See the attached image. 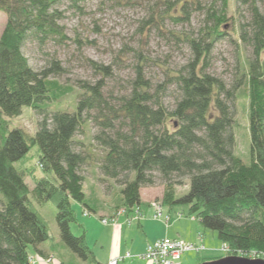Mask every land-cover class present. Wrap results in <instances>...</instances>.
Listing matches in <instances>:
<instances>
[{"label": "trees", "instance_id": "1", "mask_svg": "<svg viewBox=\"0 0 264 264\" xmlns=\"http://www.w3.org/2000/svg\"><path fill=\"white\" fill-rule=\"evenodd\" d=\"M66 1L80 8L85 0H0V11L8 17L0 37V264H31V246L45 255L41 245L51 237L35 203L50 202L56 206L65 245L81 261L100 264L86 231L75 236L71 229L77 222L74 204L89 207L84 172L93 163L106 179L123 187L120 206L128 215L141 209V189L155 186L159 174L165 181V208L185 207L188 217L217 232L229 256L264 254V13L256 0L249 8L250 20L239 27L245 70L233 87L209 69L215 45L226 35L228 10L241 0H219L221 8H210L205 26L195 36L173 33L186 43L191 58L178 71L166 69V81L155 88L145 78L144 58L131 91L109 98L104 90L112 68L88 60L103 77L94 84H79L82 93L74 113L47 110L49 103L63 97L58 81L50 79L64 73L62 66L54 61L50 68L36 71L23 52L30 40L45 44L69 39L61 23V5ZM202 7L198 0H181L168 6V17L176 23L188 22L191 11ZM246 47L250 57H245ZM170 88L179 94L173 110L162 101V93ZM244 92L249 101L248 164L234 153L235 106ZM24 107L42 117L35 135L10 129L9 119L20 116ZM86 122L98 129L93 141L103 151L100 159L79 148L76 137ZM36 145L45 174L41 177L34 169L16 166ZM173 176L188 178L189 189L183 195H177ZM26 177L33 181V190ZM225 256L200 259L199 264Z\"/></svg>", "mask_w": 264, "mask_h": 264}, {"label": "rangeland", "instance_id": "2", "mask_svg": "<svg viewBox=\"0 0 264 264\" xmlns=\"http://www.w3.org/2000/svg\"><path fill=\"white\" fill-rule=\"evenodd\" d=\"M198 1L203 6L202 10L191 11L189 21L180 23H176L168 17L170 12L168 11V6L179 4L181 0H85L80 3V8L75 7L71 2H64L61 5V9L64 12V19L61 23L65 26L69 39L63 43L50 40L45 44L30 40L23 49L30 66L36 71L41 72L50 68L54 61H57L65 70L60 76L50 77V79L58 81L63 91V97L60 100L49 103L47 110L69 113H74L77 110L78 96L82 93L79 84L83 82L94 84L103 77L91 68L88 60L112 68L113 74L111 77L106 78V88L104 90L105 95L110 96L109 98L111 96L117 98L131 91V82L137 76L136 68L141 63V59L144 58L147 60L144 65L145 78L150 81L154 88L163 84L166 81V69L178 71L191 58V52L186 43L180 41L173 33L182 37L184 35L195 36L199 29L205 26L207 12L210 8L214 6L218 11L221 8L219 0ZM252 1L241 0L237 4L232 3V7L227 13L229 20L223 29L226 35L216 43L214 48L209 73L222 79L230 88L237 84L245 70L242 64L244 57L241 55L242 43L238 38V31L241 23L250 20L249 8ZM256 5L264 13V0H256ZM159 13L164 19L159 18ZM7 21V15L0 11V37L6 28ZM155 22H159L158 25H154ZM209 25H212V23L210 22ZM244 53L245 57L251 56V50L247 47L246 49L244 48ZM178 98L179 94L174 88L162 93V101L169 110L174 109ZM248 107L247 94L245 92L241 93L235 106L234 153L245 164L250 163L251 141ZM41 119L42 117L34 110L24 107L20 116L9 119L10 129L21 128L29 134L35 135L38 129V122ZM97 131L98 129L93 123L86 122L77 135L76 140L81 142L79 148H82L83 152H91L94 157L100 159L103 151L93 141ZM39 158L40 149L36 145L31 149L28 156L18 162L16 166L19 169L21 167L34 169L38 177L44 176V171L39 164ZM85 169L86 183L84 191L87 202L89 205H94L97 212L84 210L82 213V205L75 203L77 222L72 224L71 229L75 236L83 235V229L86 231L87 243L96 256L97 261L102 263L109 256L110 248L108 244L110 235L108 231L110 230V225L113 223L114 218L119 217V212L123 209L121 206L117 207V214L110 219L108 209L104 210L103 208L113 200H116V202L120 201L123 196V187L110 179L112 189L107 188L104 185L105 183L101 182L103 189L100 192L96 166H88ZM25 179L30 189L33 190L34 183L31 178L26 177ZM50 179H53V176H50ZM172 181L178 196L188 191V178L173 176ZM151 188L155 195L161 192L164 195L165 181L159 174H156V185ZM163 195L153 198L149 206L152 208V203H157L165 211H168V208H165L162 203ZM30 198L34 203L36 202L32 193H30ZM2 200L0 195V206L3 204ZM35 208L45 218L51 238L41 245V248L46 251L44 256L32 246L30 247L31 263L60 264L63 261L88 264L81 261L62 241L56 223L57 209L55 204L52 202L44 205L35 203ZM152 209L154 210L152 212L153 216L150 218L154 219L155 209ZM176 209L183 213L178 215L179 224L173 226L172 222L168 224V222L163 223L161 221L163 228L160 229L161 226L158 225L157 231L161 230V232H164L168 224L169 230L172 228L171 233L176 232L177 229L183 231L182 236L179 237L181 240L199 244L205 248L201 253L196 251L185 253L178 264H198L199 259H208L213 256L217 258L230 253L229 249L219 240L217 232L206 229L196 218L188 217L185 207ZM102 211H104L105 217H101ZM149 211L150 209L145 208L142 213L140 209L143 219L146 218V214ZM83 214L87 217H84ZM163 215V221H166L165 213ZM103 220L107 221L106 225ZM198 229L201 230L204 236L200 234L198 239L195 240ZM216 249H221V251H216ZM128 251L131 252L130 250ZM128 251L123 250L121 254L118 253L117 259H121L119 264H155L152 261L140 259L133 252V257L132 255L127 257ZM122 255H126V258L122 259ZM117 256L115 254V257ZM244 257L264 259V254L252 253Z\"/></svg>", "mask_w": 264, "mask_h": 264}, {"label": "crops", "instance_id": "3", "mask_svg": "<svg viewBox=\"0 0 264 264\" xmlns=\"http://www.w3.org/2000/svg\"><path fill=\"white\" fill-rule=\"evenodd\" d=\"M89 154H91L93 158H96L93 156V154L91 152H89ZM90 166L91 167L96 166V168H97L96 170L98 173L97 179H98V183H99V191L102 192V189H103L101 182L105 183L104 185H106L107 188L112 189V186L110 184V180L106 179L102 175L101 170L99 168V165H97V163L96 164L93 163ZM85 183H86V181H85ZM163 192H164V190H163ZM144 193H145V195H144ZM162 195H163L162 192L158 195H155L151 187L142 188L141 189V198L143 201V205L141 207L142 213H143V210L145 208H147L148 210L150 209L148 214H146V218L135 219L131 224L128 223L127 216H125L123 214L119 215V217L114 218L115 222H113L110 225V230L108 231V234L110 235V241L108 244V246L110 248L109 254H108L109 256L107 259L102 261V263H100V264H109L111 261L116 260L118 258V256H117L118 253L121 254V252H123V250H127V251L130 250L131 252L128 251L127 254H131L133 257V254H132V252H133L135 254V256L139 257L140 255L145 253L146 248L149 244L154 243L157 240H160V239L166 238V237L172 238V239H180L179 237L182 236V232H183L181 229L180 230L177 229L176 232L171 233L172 228H170V230L168 228V224H170L171 222H172L173 226L179 224L178 223L179 222V216L178 215H181L183 213H181L180 211H177L176 208L172 209V210L168 209V211H165V209H164V213H165L166 217H169V222H168L167 228H166V230H164V232H161V230L157 231V228H158V225H160L161 226L160 229H162L163 228L162 222L165 223L166 221L158 220L155 218L154 219L150 218L151 216H153L152 212L154 211L149 206L150 201L153 200V198L160 197ZM121 203H122V198L120 199V201H117V202H116V200H113L112 202L106 204V206L103 208L104 210L108 209L107 211L109 213L108 216L110 219H111V217H114L117 214V212H118L117 207H119L121 205ZM82 207H83L82 213L84 212V210H90L91 212H97L94 205L93 206L89 205V207H85L82 205ZM102 212L103 213L101 214V217H105L106 215L104 214V211H102ZM84 217H87V216L84 215ZM191 218H194V217H191ZM87 228H89V227H87ZM200 234L203 235L201 230L198 229L197 235H196L197 238L195 237V240L198 239V236ZM41 249L44 250L43 248H41ZM218 250L221 251V249H216V251H218ZM115 254L117 257H115ZM126 255L125 256L122 255L123 257H121V258L122 259L126 258ZM212 258H215V256L208 258V259H212ZM198 261L200 262V259Z\"/></svg>", "mask_w": 264, "mask_h": 264}, {"label": "built area", "instance_id": "4", "mask_svg": "<svg viewBox=\"0 0 264 264\" xmlns=\"http://www.w3.org/2000/svg\"><path fill=\"white\" fill-rule=\"evenodd\" d=\"M152 208L155 209L154 218L158 220H164L163 207L157 203H152ZM122 214L127 216L129 224H131L135 219H140L143 216L140 214L139 208L135 209L130 215L126 213L125 209H122V211L119 212V215ZM112 222L115 221L113 220ZM166 222H169V217H166ZM103 223L106 225L107 221L103 220ZM204 250V246H200L199 244L166 237L149 244L145 253L140 255L139 258L152 261L155 264H178L185 253L191 251L201 253ZM130 255L131 254H127V257H130ZM120 261L121 259H116L111 261L109 264H119Z\"/></svg>", "mask_w": 264, "mask_h": 264}, {"label": "water", "instance_id": "5", "mask_svg": "<svg viewBox=\"0 0 264 264\" xmlns=\"http://www.w3.org/2000/svg\"><path fill=\"white\" fill-rule=\"evenodd\" d=\"M203 264H264V259L248 258L244 256H227L218 260L205 262Z\"/></svg>", "mask_w": 264, "mask_h": 264}]
</instances>
